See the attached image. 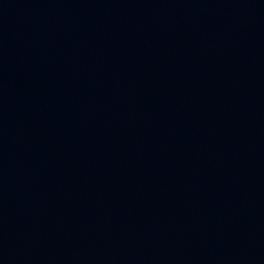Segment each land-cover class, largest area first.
<instances>
[{
    "label": "water",
    "instance_id": "95a60500",
    "mask_svg": "<svg viewBox=\"0 0 264 264\" xmlns=\"http://www.w3.org/2000/svg\"><path fill=\"white\" fill-rule=\"evenodd\" d=\"M0 264H264V0H0Z\"/></svg>",
    "mask_w": 264,
    "mask_h": 264
}]
</instances>
